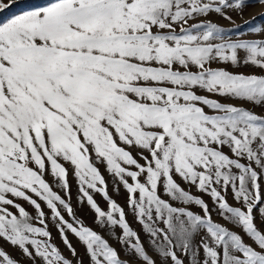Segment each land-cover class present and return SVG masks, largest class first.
Masks as SVG:
<instances>
[{
  "label": "snow or ice",
  "instance_id": "6c2138e0",
  "mask_svg": "<svg viewBox=\"0 0 264 264\" xmlns=\"http://www.w3.org/2000/svg\"><path fill=\"white\" fill-rule=\"evenodd\" d=\"M13 6L0 0V13ZM247 6L46 0L0 22V264H20L2 244L31 264H74L49 220L75 264L69 232L87 264H264V26L253 17L251 38L232 39L208 19L234 23ZM70 174L121 250L77 219Z\"/></svg>",
  "mask_w": 264,
  "mask_h": 264
},
{
  "label": "rangeland",
  "instance_id": "374dc122",
  "mask_svg": "<svg viewBox=\"0 0 264 264\" xmlns=\"http://www.w3.org/2000/svg\"><path fill=\"white\" fill-rule=\"evenodd\" d=\"M5 3H9L10 0H4ZM46 0H15V6L11 7L8 10H5L4 12L0 13V22L6 21L7 19L11 18L12 16L16 14H20L22 11L29 10L31 6L36 5V4H43L45 3ZM246 3L248 6L245 8L244 12L242 14H236V13H231L233 16L234 23H230L228 21H225L223 19H220L216 16H211L208 19L212 20L213 22L217 23L219 26L224 27L225 29H232L230 32H226V36L232 38V39H238V38H251L249 35V27L248 24L246 23L247 21L252 20L253 17L256 18L255 24L258 26H264V5L260 4L258 0H246ZM239 25L240 27L237 28L236 26ZM235 71H241L245 73L249 72H259L254 69V68H239V69H234ZM229 103H236L234 100L226 101ZM246 108H251L252 106L250 104L244 105ZM256 112H261L262 110L260 108L255 109ZM101 172L104 175V178L107 182V189L110 197L115 200L118 204L121 206L125 205L126 201V192L123 189V187H120V191L117 192L115 188V181L113 177L104 169L103 166H101ZM49 182H52V177H47ZM69 184H70V190H71V200L70 203L73 206L74 212L76 214L77 219L82 220L85 226L91 227L93 230L97 231L100 235H102L106 240L109 241V243L116 248L118 251L121 250L122 246L117 242L116 236L120 233V229L116 228L115 230L109 228L107 230L101 229L99 226H97L94 223V214L88 209V206L85 204H81L79 202V193L77 189V184L75 181V178L70 174L69 175ZM262 186H264V181H262ZM53 190L64 196L66 199L68 198L67 195L56 185L53 183ZM262 190H264V187H262ZM193 194L199 195L195 191V189H192ZM92 195L94 196V199L97 201L99 206L104 209L105 211L107 210V202L104 200L103 195L100 193H95L93 192ZM207 199V197H205ZM229 202L232 203L231 199H229ZM42 203V202H41ZM31 214L35 215L34 210L29 206L27 203H24L23 205ZM42 207L44 208L45 212L47 215H50V211L46 208L45 205L42 203ZM194 211L197 209H193ZM128 211V220L131 225V227L137 231L141 235V239L145 242L147 245L148 241L146 238V234L141 231V226L135 222L132 218V214L130 210ZM65 215L66 219L71 220L70 217L67 216L66 213H63ZM213 219L214 221L224 224V220L216 215L215 209H213ZM257 226L259 227V221H257ZM229 228H233L231 224L228 225ZM49 230L52 233V242L60 249L62 254L67 257L70 260L74 261L76 258L72 257L70 252L66 249L64 244L62 243V240L54 226V224L49 220ZM233 230H239L238 228H234ZM68 239L72 243V245L76 248L77 252L79 253L80 258L85 259V264H87V259L84 256V249L81 246V244L78 242L77 238L74 237L73 234L70 232L67 234ZM249 242L250 241H247ZM2 243V242H0ZM3 250H5L10 257L18 260L20 264H31V262L28 259H25L20 251L18 249H14L12 247H9L7 244H2ZM151 254V253H150ZM122 258L126 259L127 257L123 255L122 253Z\"/></svg>",
  "mask_w": 264,
  "mask_h": 264
}]
</instances>
